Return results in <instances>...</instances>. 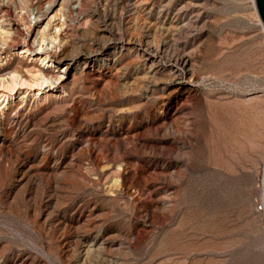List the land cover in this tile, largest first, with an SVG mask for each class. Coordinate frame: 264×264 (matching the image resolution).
Masks as SVG:
<instances>
[{"label":"rangeland","instance_id":"374dc122","mask_svg":"<svg viewBox=\"0 0 264 264\" xmlns=\"http://www.w3.org/2000/svg\"><path fill=\"white\" fill-rule=\"evenodd\" d=\"M80 12L54 45L52 95L21 89L0 112V264H264L252 0H83ZM0 51V77L35 65ZM172 81L190 98L164 100Z\"/></svg>","mask_w":264,"mask_h":264},{"label":"bare ground","instance_id":"6f19581e","mask_svg":"<svg viewBox=\"0 0 264 264\" xmlns=\"http://www.w3.org/2000/svg\"><path fill=\"white\" fill-rule=\"evenodd\" d=\"M82 2L83 0H31V3L25 5V0H0V50H8V56H15L16 58L22 56L21 58H28L30 60L29 64H35L30 69L24 68V71L11 70L6 75L0 77V112L9 106L10 100L16 96L21 89H24L25 93L33 92L37 102L44 101L52 95L51 90H53L54 86L64 77L53 62L56 55L54 45L59 42V36L62 34L64 36L65 34L67 35L66 32L69 30L68 26L72 27L75 24L83 22V14L80 12ZM67 3L68 6H66V8L68 11L63 12L62 8ZM252 3L254 6L253 0ZM55 6H58V9L56 8L57 10L55 12L49 14ZM72 13L77 15V18H73ZM48 14L49 17L47 21L42 26L41 30H38V25ZM31 16H34V18L31 19L34 20V26H32V21H30ZM258 23L264 35V29L259 19ZM20 24L28 27V31L24 33L21 32L23 29H18V25ZM32 30L33 32H31ZM16 38L19 42H22L23 45L19 53L14 49H8L9 43ZM2 54L3 53L0 51V57ZM144 62L149 65L147 67V72L151 73L155 66L153 60L147 56ZM179 63L186 69L187 80L191 82L192 76L190 75L191 73L189 74V70L193 63H191L189 56L182 57ZM50 68L56 71L49 70ZM63 68L64 71H68L70 66L69 64H65ZM192 92V87H187L180 81H172L163 92L162 98L164 100H172L173 98L177 99L181 97L180 101H183L188 99ZM21 101L25 102L24 99ZM262 202L264 207V176ZM96 251H98V248H95L93 242L85 245L80 255L82 263L87 261L88 256Z\"/></svg>","mask_w":264,"mask_h":264},{"label":"water","instance_id":"95a60500","mask_svg":"<svg viewBox=\"0 0 264 264\" xmlns=\"http://www.w3.org/2000/svg\"><path fill=\"white\" fill-rule=\"evenodd\" d=\"M258 19L264 29V0H253Z\"/></svg>","mask_w":264,"mask_h":264},{"label":"built area","instance_id":"2783aa9c","mask_svg":"<svg viewBox=\"0 0 264 264\" xmlns=\"http://www.w3.org/2000/svg\"><path fill=\"white\" fill-rule=\"evenodd\" d=\"M72 17L73 18H77V15H75V14H72ZM34 18V16H31V18H30V21H32V26H34V20H31V19H33ZM21 27L22 28H20V26H19V29L21 30V29H25V26L24 25H21Z\"/></svg>","mask_w":264,"mask_h":264}]
</instances>
